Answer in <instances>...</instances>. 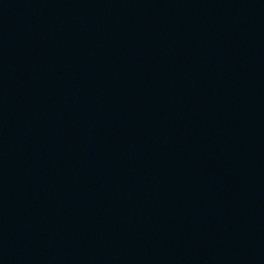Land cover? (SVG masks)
Segmentation results:
<instances>
[{"label": "water", "instance_id": "obj_1", "mask_svg": "<svg viewBox=\"0 0 264 264\" xmlns=\"http://www.w3.org/2000/svg\"><path fill=\"white\" fill-rule=\"evenodd\" d=\"M0 264H264V0H0Z\"/></svg>", "mask_w": 264, "mask_h": 264}]
</instances>
